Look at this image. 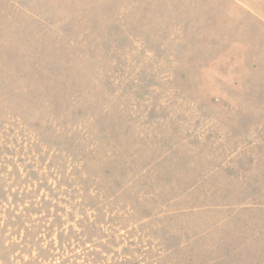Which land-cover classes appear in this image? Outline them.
<instances>
[{"label":"rangeland","instance_id":"374dc122","mask_svg":"<svg viewBox=\"0 0 264 264\" xmlns=\"http://www.w3.org/2000/svg\"><path fill=\"white\" fill-rule=\"evenodd\" d=\"M0 264H264V0H0Z\"/></svg>","mask_w":264,"mask_h":264}]
</instances>
